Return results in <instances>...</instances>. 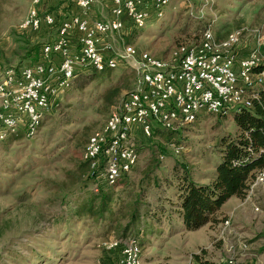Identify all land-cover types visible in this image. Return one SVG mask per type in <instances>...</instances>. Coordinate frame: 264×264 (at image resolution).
Instances as JSON below:
<instances>
[{
	"label": "rangeland",
	"instance_id": "374dc122",
	"mask_svg": "<svg viewBox=\"0 0 264 264\" xmlns=\"http://www.w3.org/2000/svg\"><path fill=\"white\" fill-rule=\"evenodd\" d=\"M98 2L89 18H109V1ZM31 3L0 0V75L4 68L31 63L38 47L55 39L56 29L42 35L20 30ZM51 6L42 7V15ZM54 9L65 17L75 13L70 0H61ZM209 26L217 41L241 32L238 58L253 51L264 58V0H171L161 20L152 19L140 30L127 26L109 42L114 50L131 45L165 58L197 44ZM84 74H89L84 88H78V78L73 81L59 108L45 116L34 138H25L20 130L15 139L0 142V264H106L110 242L136 238L137 231L144 239L141 264H228L234 235L240 236L249 257L241 261L235 253L234 264H264V192L255 191L251 201L240 200L227 207L220 212L219 223L195 232L186 231L175 215L174 191L165 192L169 204L160 221L139 225L138 230L124 232L129 221L127 207L113 219L111 228L99 227L79 213L95 190L109 189L100 179L89 178L83 150L136 81L134 72L124 65L104 74ZM238 134L233 118L208 113L177 132L154 129L151 137L136 138L138 163L111 191L127 190L133 195L147 184L142 181L148 175L146 196L152 200L184 168L207 182L222 156L220 144ZM173 145L184 150L175 155ZM225 220L230 227L223 231Z\"/></svg>",
	"mask_w": 264,
	"mask_h": 264
},
{
	"label": "built area",
	"instance_id": "2783aa9c",
	"mask_svg": "<svg viewBox=\"0 0 264 264\" xmlns=\"http://www.w3.org/2000/svg\"><path fill=\"white\" fill-rule=\"evenodd\" d=\"M59 1L32 0L20 30L36 33L42 26L53 27L54 17L42 15L41 8ZM108 1L109 18L91 19L96 0H71L79 13L59 23L55 39L41 46L38 59L21 68L2 70L0 142L20 130L25 138H34L45 116L59 108L78 74H104L124 65L136 76L134 87L104 126L90 136L82 154L89 178L114 187L138 163L136 138H149L154 129L177 132L202 113L219 115L250 108L255 89L264 83V71L259 70L262 59L258 51L238 58L241 32L217 41L210 26L197 44L165 58L131 45L114 50L109 40L119 37L127 26L140 30L152 19L161 20L171 0ZM183 150L181 145L172 146L175 155ZM255 191L264 192V168L255 171L243 201H251ZM229 227L225 220L223 231ZM110 243L108 252H118L116 264H141V248L134 239ZM228 252L232 257L227 263L234 264L235 252L232 248Z\"/></svg>",
	"mask_w": 264,
	"mask_h": 264
},
{
	"label": "trees",
	"instance_id": "16d2710c",
	"mask_svg": "<svg viewBox=\"0 0 264 264\" xmlns=\"http://www.w3.org/2000/svg\"><path fill=\"white\" fill-rule=\"evenodd\" d=\"M59 3L61 4V0L54 6L52 5L49 10H46V13L54 17L55 25L53 27L42 26L40 31L36 32L38 35L56 29L61 21L75 13H79L71 2L75 13L65 17L60 11L54 9L60 5ZM61 8H63V5ZM41 46L38 47L34 57L30 60L31 63L38 59ZM259 70L264 71V58L260 62ZM91 73L96 74V72ZM87 75L89 74H80L73 80L76 82L78 78L79 89L84 88ZM79 79L81 82H79ZM254 93L256 98L252 100L250 108L213 115L222 119L233 118L239 134L234 140H224L220 144L224 148L221 150L222 156L216 162L214 172L207 182L203 183L194 178V175L184 168L180 174L174 173L175 182H166V188L155 194L152 200H147L146 196L150 185V176L148 175L142 181V184L145 182L147 184L142 185L133 195L127 190L114 194L111 191L113 187L104 184L109 189L102 191L99 188L97 192L91 194L87 202L79 207V213H83L99 227L111 228L114 223L113 219L117 215H121L127 207L129 221L124 232L132 228L138 230L139 225L145 226L160 221L161 216L165 213L166 204H169L165 192L174 191L177 196L175 215L178 216L182 227L186 231L195 232L206 225L219 223L221 207L231 198L243 200L248 185L253 178V172L264 168V83L258 86ZM17 136L18 133L12 134L4 141L13 140ZM84 164L87 166L86 163ZM116 207H119V209L115 211ZM77 216L79 217V214ZM148 229L145 230L146 235L151 233V231H149V234L146 233ZM135 237L133 239L139 246L140 243L141 245L144 243V239L138 237V231ZM106 255L109 257L106 264H116L117 250L107 251Z\"/></svg>",
	"mask_w": 264,
	"mask_h": 264
},
{
	"label": "crops",
	"instance_id": "0c3cea01",
	"mask_svg": "<svg viewBox=\"0 0 264 264\" xmlns=\"http://www.w3.org/2000/svg\"><path fill=\"white\" fill-rule=\"evenodd\" d=\"M96 5L99 4L98 0H96ZM96 5L94 6V8L96 7ZM91 18V17H90ZM97 17L95 18H91V19H96ZM75 41V37L72 36V42ZM205 183V182H203ZM240 199H237V198H231L230 200H228L222 207H221V210L220 212L224 213L225 209L233 204H237V202H239ZM234 239H235V242H232L231 245L229 246L228 249H233L234 252L239 255V257H241V261H246L248 257V255H245L244 252L247 251V247L244 246L241 242V238L239 235H234Z\"/></svg>",
	"mask_w": 264,
	"mask_h": 264
}]
</instances>
